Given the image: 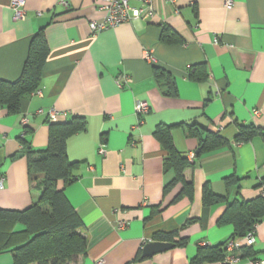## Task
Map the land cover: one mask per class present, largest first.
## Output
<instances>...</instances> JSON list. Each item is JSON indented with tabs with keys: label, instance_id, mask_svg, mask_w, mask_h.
I'll return each instance as SVG.
<instances>
[{
	"label": "crops",
	"instance_id": "0c3cea01",
	"mask_svg": "<svg viewBox=\"0 0 264 264\" xmlns=\"http://www.w3.org/2000/svg\"><path fill=\"white\" fill-rule=\"evenodd\" d=\"M11 1L0 0V78L20 75L30 38L41 27L48 55L40 85L21 99L20 112L0 108V207L24 209L37 200L38 181L28 178L20 134L27 130L30 146L44 148L53 122L46 112L57 108L66 118L86 121L84 130L66 140L67 156L77 165L64 194L86 237L85 254L68 264H189L198 246L233 239L231 224H217L226 203L205 208L202 186L207 182L228 201L260 192L264 138L234 137L240 125L264 131V0H233L229 8L225 0H156L152 18L128 20L95 35L89 22L103 18L105 0H24L25 15L17 20ZM201 63L206 78L190 77ZM154 67L173 77V95L164 94ZM123 73L132 82L118 86ZM136 100L146 101L150 111L134 128ZM159 124L172 125L178 152L193 154L194 164L184 170V178L193 181L191 197L176 199L181 184L164 193L174 172L163 167L166 151L154 134ZM189 124L216 132L229 144L194 157L198 141L188 133ZM100 144L105 154L98 153ZM227 176L238 178V189L226 187ZM155 232L174 233L186 243L137 259L140 248L156 240ZM255 235L253 256L237 253L240 260L231 264H262L253 260H264V218ZM0 264H13L9 250L0 252Z\"/></svg>",
	"mask_w": 264,
	"mask_h": 264
},
{
	"label": "trees",
	"instance_id": "16d2710c",
	"mask_svg": "<svg viewBox=\"0 0 264 264\" xmlns=\"http://www.w3.org/2000/svg\"><path fill=\"white\" fill-rule=\"evenodd\" d=\"M48 55L43 27L30 38L26 58L20 75L14 80L0 78V108L7 113L20 112L21 99L36 90L41 82L42 68ZM189 76L196 80L206 78L204 64H196L189 71ZM153 75L156 82L164 88L163 92L173 95L174 79L169 72L154 67ZM86 121L81 116H73L60 121L50 122L48 142L44 148L34 149L25 138L20 137L22 154L27 161V174L30 181H38L40 193L36 201L24 209L0 207V252L9 250L13 264H68L86 252V237L82 233L83 222L64 194V186L74 182L76 161L69 160L66 152L67 138L85 129ZM172 125L159 124L154 134L166 151L163 167L172 169L173 178L165 185L164 193L176 184H181L176 197H191L193 181L184 178V170L194 164L187 156L182 155L174 147L170 136ZM188 133L193 134L198 145L195 156H200L218 147L228 145L229 141L216 132L187 125ZM256 135L264 138V131L253 124L240 125L235 141L244 142ZM63 187H58L59 181ZM238 178L227 176L226 187L239 188ZM260 192L252 199L234 198L228 201L226 196L215 194L208 183L202 186V204L205 208L219 202H225V210L217 219L218 225L231 224L233 232L230 238L242 239L255 224L264 218V177L258 183ZM174 233L155 232L156 240L172 241L175 246H184L185 238L174 239ZM230 240V239H229ZM228 240V241H229ZM198 246L189 264H225V244ZM141 249V248H140ZM242 258L253 256L251 246L245 244L235 249ZM238 256V257H239ZM136 258H141L139 252Z\"/></svg>",
	"mask_w": 264,
	"mask_h": 264
},
{
	"label": "built area",
	"instance_id": "2783aa9c",
	"mask_svg": "<svg viewBox=\"0 0 264 264\" xmlns=\"http://www.w3.org/2000/svg\"><path fill=\"white\" fill-rule=\"evenodd\" d=\"M131 1L137 2V5L133 6ZM62 3H65V0H61ZM156 0H105V15L100 20H92L89 22V27L92 35H95L97 32L109 28L117 26L118 24L128 21V20H137V19H149L152 18L156 13L155 7ZM233 4V0H225L224 6L229 8ZM11 8L13 11V19L17 20L25 15L24 10V0H12L11 1ZM217 41V40H215ZM146 59L152 60V56L146 54ZM132 82V78L127 74H121L116 78V83L118 86H122L123 84ZM135 114L137 116V121L133 126L138 127L143 123L144 116L148 114L150 111L149 104L144 100H136L134 106ZM42 112V109L38 110ZM47 118L50 121H57V120H64L66 118V111L57 109V108H50L47 112ZM26 122V118H21V123L24 124ZM25 129H22L20 137L24 136ZM99 154H105V148L103 144H100L98 148ZM190 160L193 159V154L189 155ZM264 167V164H263ZM3 178L0 175V188L2 187ZM262 195H264V191L261 190ZM119 227L124 226V222L118 223ZM255 227L245 234L242 239H230L225 244L226 255L224 263H234L240 260L238 255L234 253L235 249L239 246L245 244L247 246H252L256 241L255 235ZM142 248V247H141ZM229 256V257H227ZM255 263H262L264 264V260H253Z\"/></svg>",
	"mask_w": 264,
	"mask_h": 264
},
{
	"label": "water",
	"instance_id": "95a60500",
	"mask_svg": "<svg viewBox=\"0 0 264 264\" xmlns=\"http://www.w3.org/2000/svg\"><path fill=\"white\" fill-rule=\"evenodd\" d=\"M174 243L170 241L148 240L141 248V256L147 257L154 253L171 248Z\"/></svg>",
	"mask_w": 264,
	"mask_h": 264
}]
</instances>
